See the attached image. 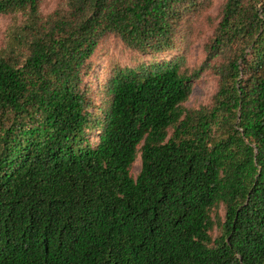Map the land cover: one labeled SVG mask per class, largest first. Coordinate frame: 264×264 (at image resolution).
<instances>
[{
    "label": "trees",
    "instance_id": "trees-1",
    "mask_svg": "<svg viewBox=\"0 0 264 264\" xmlns=\"http://www.w3.org/2000/svg\"><path fill=\"white\" fill-rule=\"evenodd\" d=\"M43 2L0 0V264H264V0ZM110 38L151 61L85 81Z\"/></svg>",
    "mask_w": 264,
    "mask_h": 264
},
{
    "label": "rangeland",
    "instance_id": "rangeland-1",
    "mask_svg": "<svg viewBox=\"0 0 264 264\" xmlns=\"http://www.w3.org/2000/svg\"><path fill=\"white\" fill-rule=\"evenodd\" d=\"M222 1L223 0H213L212 8L207 12L209 17L215 18L217 16L218 8ZM57 2L58 0H44L41 5V11L43 13L52 12ZM8 22L9 20L7 18L0 17V50L4 46L3 39ZM210 34L211 29L208 26V22L206 20H200L194 22L193 33L187 41L180 43L183 49L182 53L185 55L189 67L195 68L201 65L204 60V41ZM180 54L181 52L179 51H172V53L159 57L158 60L178 57ZM91 61L92 68L90 69L89 76L85 79V81L89 80L90 82H94L96 80V76L102 75L111 62L119 63L122 66H133L139 63L147 64L151 61V59L141 57L139 60H134L131 51L125 48L119 39L110 38L99 47L96 54L91 58ZM104 77H99V79H104ZM214 92L215 80L208 75H203L198 80L194 81L191 95L184 106L187 109H197L202 105H206L210 102ZM91 138H95V133L91 135ZM140 167L141 162L138 155L130 169V174L133 178H136L139 174ZM219 213L221 214L222 212L220 211ZM214 235H216V231Z\"/></svg>",
    "mask_w": 264,
    "mask_h": 264
}]
</instances>
